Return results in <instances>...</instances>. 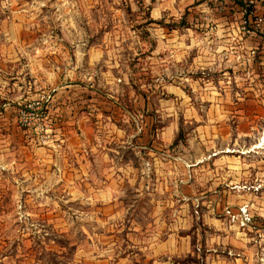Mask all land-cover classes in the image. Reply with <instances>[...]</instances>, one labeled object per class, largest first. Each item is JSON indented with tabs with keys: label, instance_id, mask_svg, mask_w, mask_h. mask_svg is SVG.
<instances>
[{
	"label": "rangeland",
	"instance_id": "rangeland-1",
	"mask_svg": "<svg viewBox=\"0 0 264 264\" xmlns=\"http://www.w3.org/2000/svg\"><path fill=\"white\" fill-rule=\"evenodd\" d=\"M201 1L0 0V97L4 96L0 102L22 104L42 90L52 92L59 76L82 87L83 96L89 91L95 95L92 104L101 125L106 124V109L119 104L141 113L138 100L127 98L133 92L148 96L162 91L170 100L161 87L172 79L159 78L162 69L156 57L168 56L172 39L178 47L189 39L181 30L200 29L201 35L205 27L216 26L208 18L221 16L225 0L198 4ZM180 70L185 74L184 68ZM192 73L196 80L218 74L217 69L209 73L192 69ZM240 74V69L234 71ZM42 81L47 84L41 86ZM234 81L226 84L223 98L225 122L230 126L239 122L237 109L248 110L247 100L234 103L238 88ZM25 82L29 88L24 89ZM179 86L190 100L184 96L171 106L163 105L172 110H164L157 118L154 115L159 112L153 109L161 106L148 99L144 113L147 119L154 118L152 124L157 127L169 121L168 112L177 115L179 133L170 144L175 157L183 151L180 144L193 140L190 128L200 124L205 104L192 97L188 84ZM194 86L200 89L202 84ZM82 100L85 111L90 102ZM113 116L121 125L122 117ZM106 130L102 126L99 136L105 139ZM187 147L186 171L176 182L177 194L167 196L147 187L152 194L137 200L129 185L121 188L124 193L115 204L132 210L98 221L75 211L87 208L88 201L60 194L68 189V182L43 181L40 175L26 178V172L40 171L41 165L27 163L18 148L0 149V264H264V179L255 180L250 166L244 165L246 173L238 178L239 165L231 157L240 153L229 139L221 153L224 171L213 175L203 170L200 147L190 152ZM11 160L18 162L13 168L8 164ZM145 167L150 174L148 162ZM42 189L54 194L38 195ZM155 205L160 209H154ZM157 235L162 243L155 245ZM169 236L174 241L167 240Z\"/></svg>",
	"mask_w": 264,
	"mask_h": 264
},
{
	"label": "crops",
	"instance_id": "crops-1",
	"mask_svg": "<svg viewBox=\"0 0 264 264\" xmlns=\"http://www.w3.org/2000/svg\"><path fill=\"white\" fill-rule=\"evenodd\" d=\"M195 1L199 0H192ZM206 1L210 2L202 0L198 4ZM247 1L225 0L226 6H223L221 16L208 18L215 21L216 26L205 27L201 35H198L200 29L181 30L189 39L187 38L185 43H179V47L172 39L168 56L156 57V60L160 61L159 68L162 69L157 73L159 78L169 76L172 79L171 83L161 87L169 92L170 100L165 98L167 94L162 91H153L148 96L144 92H133L128 94L127 98L129 101L138 100L141 113L130 112L123 104H119L115 109H106V118L103 119L106 124L101 125L97 120L98 115L94 113L97 111L93 106L95 95L89 91V94L83 96L82 87L59 76L58 87L51 88L52 92L48 91L51 100L47 107V122L52 131L49 139L45 143H38L16 123L19 102H0V149L18 148L27 163L41 165L40 171L32 168L33 171L26 172V178L40 175L43 181L68 182V189L60 194L88 201L87 208H78L75 211L85 212V215H89L94 221L109 220L121 211L132 210L129 206L118 207L117 203L115 204L116 197H120L124 193L122 189L129 185L137 200L145 194H152L151 191H146L147 187H151L155 193L162 192L167 196L177 194L176 182L185 175L187 166L184 162L186 145L189 152L195 147H200L203 151V170L208 175H213L224 171L222 168L226 161L221 153L229 139L240 153L231 157L232 162L239 165L235 172L238 178L246 173L244 165L250 166V173L255 180L264 179V166H258L264 164V34H248L240 29L241 20L251 17L250 12L260 14L264 18V0H251L250 7L244 12ZM198 36L205 39L199 40ZM181 68L185 69V74ZM192 69L207 70L208 73L217 69L218 74L200 76L197 81ZM222 69L227 70L221 72ZM236 69L241 70L240 76L234 75ZM230 70L233 75H226ZM232 78L238 86L234 90V103L245 99L248 110L237 109L235 113L238 114L236 117L239 122L230 126L225 122L228 114L223 98L226 96V84ZM239 80H243V84L237 83ZM179 83L188 84L192 97L201 99L205 104H202L200 124L190 128L193 140L187 141L186 145L180 144L183 151L175 157L172 155L170 144L179 133V127L176 125L177 115L168 112L169 121L157 127L152 124L154 118L147 119L148 116L146 118L144 113L147 112L148 99H155L161 106L153 109L159 112V115H154L157 118H160L164 110H172V107L162 108L163 105L171 106L173 101H179L184 96L186 100H190ZM195 83L202 84L200 89L194 86ZM212 83L219 85L214 87L211 86ZM220 83H223V86H220ZM46 84L47 81H42L41 86ZM29 86L25 82L24 89ZM0 98L3 99L4 96ZM83 98L89 99L90 102L89 109L85 111ZM110 103H114V100ZM113 115L122 117L121 125L117 120H113ZM199 117L197 115V118ZM102 126L107 129L104 133L105 139L98 134ZM248 151L250 155H242ZM117 157L122 160H116ZM145 162L150 165V174L145 169ZM8 164L13 168L12 165H17L18 162L11 160ZM176 166L179 170L175 169ZM37 194L51 195L54 192L42 189L41 193ZM154 207L156 210L160 209L159 206ZM153 239L157 240L155 245L162 243L159 235ZM174 239V236H169L167 240ZM155 254H152L153 257Z\"/></svg>",
	"mask_w": 264,
	"mask_h": 264
},
{
	"label": "built area",
	"instance_id": "built-area-1",
	"mask_svg": "<svg viewBox=\"0 0 264 264\" xmlns=\"http://www.w3.org/2000/svg\"><path fill=\"white\" fill-rule=\"evenodd\" d=\"M251 0L245 2L244 12L251 5ZM251 17L241 20L240 29L245 33L258 32L264 34V18L260 14L250 12ZM51 100L49 93H41L37 97L19 104L16 110L18 125L34 137L36 142L45 143L51 134V126L47 122V107Z\"/></svg>",
	"mask_w": 264,
	"mask_h": 264
}]
</instances>
